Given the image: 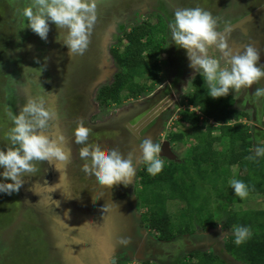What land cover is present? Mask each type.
<instances>
[{
  "label": "flooded vegetation",
  "instance_id": "flooded-vegetation-1",
  "mask_svg": "<svg viewBox=\"0 0 264 264\" xmlns=\"http://www.w3.org/2000/svg\"><path fill=\"white\" fill-rule=\"evenodd\" d=\"M160 2L162 3V12L165 14L167 10L171 14L172 20H174V12L179 9L200 7L209 11L213 17L218 18V30L222 31L225 24L230 25L231 31L225 35L233 54L243 52L244 45L253 44L254 47L260 50L259 64L264 66V13L258 14L260 16L248 21L253 14L255 15L264 8V0H156L153 4L161 5ZM29 3L30 0L17 1L21 10L19 15H16V25L10 34L6 49L3 52L0 51V74L8 80V83H6L9 87L7 91L10 92V87L12 88V95L9 99L13 104L10 106L12 108L6 107L8 102L3 105L7 110L10 109L14 114H18L29 97L44 94L47 98L45 106H50L58 112L59 119L53 123V126H57L58 122L62 123L64 133L71 139L69 147L72 151V158H70L72 162L68 166L70 179L66 191L72 199L74 210L94 218L92 224L94 227L98 226V230H94L93 233L96 232V235H99L102 241L101 247L96 242V244L90 243L84 246L83 249L80 248L82 251L89 252L90 256L87 258V262L90 263L94 260V254L95 259H98V264H118L119 256L131 257L142 264H172L171 261L182 254L181 251L173 249L172 240L175 238L168 239L166 236L162 238L164 234L146 225L145 217L148 216L150 210L147 208L148 213L142 215L136 212L140 202V193L137 196L135 188L131 192V184L128 186L120 184L107 188L102 187L94 175H90L94 179L91 184L87 185H82L74 179L76 173L79 172L76 168L77 164H80L79 149L83 146L75 145L76 147H74V130L78 120L83 119L85 126L89 127L93 134H100L101 131L106 132L103 141L102 139H93L90 141L91 144L97 142V145L102 149L118 150L124 158L131 156L136 174L133 179H138L140 173L147 166L145 164L140 165L142 162L140 159V156H142L140 151L141 142L144 139L151 138L153 142L159 143L157 133L161 129L158 122L163 123L162 117L165 116L168 119L173 113H171V105L170 108L162 105L149 107L152 105L149 103L146 105V107H149L147 108L149 111L145 115L135 109V111L129 113V116L123 118L118 115L115 118L114 114L111 115L112 117H106L105 121L98 120L100 114H95L92 120L90 117L96 110L95 101H97L98 90L107 75L104 72V65L115 62L112 47L107 45L108 36L115 33L114 30L118 27L119 21L123 19L121 14L127 10L133 11V7L138 5L137 0H97L98 21H96L91 36V44L83 56L73 57L69 56L66 47L56 42L59 30L54 23L49 22L50 31L47 42L41 40L28 28L21 30L22 26H26V21L22 18L21 12ZM126 5H130L132 8L125 9L123 6ZM114 6L117 8L122 6L119 9V15H108L110 9ZM163 13L160 15L164 16ZM0 38H3V36L1 35ZM2 48L0 39V49ZM173 50V54L167 63V68L173 71L170 75L172 76L173 86L165 89V92L168 91L169 95L175 94V87L185 84L186 77L192 69L189 66L190 61L186 50L177 46H173ZM214 50L217 58L221 59V66H226L223 63L222 54L215 47ZM25 67L33 69L43 67L44 71L39 78H36L35 72L24 73ZM201 76L202 73L199 71L192 81V88L196 79ZM39 84L45 93H52L53 95L42 93ZM256 88H264V77L249 89L230 90L227 99L231 101L230 107L236 111L238 117L245 118L246 123L242 120L238 123L250 124L256 135H264V96L254 97L253 94ZM3 93L4 89H1V94L3 95ZM182 108H185L184 113L189 110L186 106ZM193 110L196 109L193 108ZM105 111L110 114L113 109L108 108ZM4 112L6 113V111ZM166 113H168L167 116ZM7 121L4 125L1 124V128L6 126L5 130H8V126L13 127L9 117ZM151 122H156V124L150 126ZM7 143L10 146V142L7 141ZM162 146L161 144V148ZM172 148L179 156L178 161H180V154L176 151L175 144L172 145ZM3 150L6 151V146ZM168 161L172 160L168 159ZM73 165H75L76 173H74ZM37 168L39 170L34 176L25 178V183L18 193L0 194L16 210L15 213L12 212L13 218L7 221L6 228L0 231V252L4 250L6 245L7 250L11 251L18 244L16 242L18 240L22 244V240L25 239L21 240V237L26 236L25 242L30 240L27 228L31 227L35 231L32 230L30 234L33 236L38 235L37 238L33 239L32 251L35 255L30 262L31 264H69L66 260L63 261L62 257L65 256L56 245V239L58 238L56 228L49 229L47 220H51V215L48 219V214H42L34 206L28 205L26 194L30 195L33 201H37V197L33 198V193L31 194L32 189H35L40 182H47L50 179V177H46L48 162H38ZM3 170L0 167V172H3ZM0 182L11 183V181H4L2 176H0ZM137 184L142 188L140 179ZM133 185H136V183ZM113 204L115 207L112 206ZM3 207L7 208L8 206ZM104 207L105 211H103ZM52 209L55 210V206ZM186 236L191 239L190 235ZM122 238L127 239L129 242L120 244L119 241ZM194 238V244L198 247L209 244L208 240L203 241L199 237ZM11 242L12 245H10ZM213 242L212 240L211 243L214 244ZM76 248L72 249L73 252ZM4 252L0 254V264L7 258V262L11 263L13 260L11 257H7L8 254L5 257ZM87 252L82 255H87ZM37 255L41 257L36 258Z\"/></svg>",
  "mask_w": 264,
  "mask_h": 264
},
{
  "label": "clouds",
  "instance_id": "clouds-1",
  "mask_svg": "<svg viewBox=\"0 0 264 264\" xmlns=\"http://www.w3.org/2000/svg\"><path fill=\"white\" fill-rule=\"evenodd\" d=\"M21 16L26 21V26H22L21 30L28 28L45 42L50 31L49 22L54 23L59 30L56 42L68 49L69 56H83L91 44L97 21V0H30ZM168 28L175 45L186 50L189 66L196 73H202L213 99L226 97L230 90L249 89L264 77V66L259 64L260 50L253 44H248L244 45L243 52L233 54L225 35L231 31L230 25L225 24L222 31L218 30V18L213 17L209 11L200 7L179 9L174 12V20L169 23ZM213 47L222 54L226 66L222 67L221 59L209 54V49ZM23 71L35 72L36 78H39L44 68L25 67ZM39 86L41 92L45 93L40 84ZM253 96H264V88H256ZM46 104V95L38 94L29 97L18 114L7 110L13 127L5 134L10 146H6V151L0 150V167L4 169L0 176L11 183L0 182V193H18L25 178L34 176L39 170L38 162L69 161V155L60 146L64 143V135L51 137L43 134L59 119L58 112L50 106L46 107ZM91 131L85 126L83 119L78 120L74 140L77 145H83L79 149V156L85 161L82 171L94 175L102 187L131 184L135 176L131 156L124 158L118 150L110 151L88 143ZM140 151L141 160L147 165V172L153 176L159 174L164 167V158L160 155L161 144L147 138L141 142ZM255 152L256 156H264V145L257 146ZM178 158L177 156L175 161ZM230 183L236 196L244 199L249 195L248 185L244 182L234 179ZM105 210L104 207L103 211ZM233 233L237 246L252 235L251 229L243 226H234ZM128 242L124 238L119 241L120 244Z\"/></svg>",
  "mask_w": 264,
  "mask_h": 264
},
{
  "label": "trees",
  "instance_id": "trees-1",
  "mask_svg": "<svg viewBox=\"0 0 264 264\" xmlns=\"http://www.w3.org/2000/svg\"><path fill=\"white\" fill-rule=\"evenodd\" d=\"M153 35L154 32L148 24L136 26L125 35L126 49L114 55L121 71L111 86L100 90L98 99L102 105L110 108L113 105L121 106L129 97L138 98L144 93L145 88L139 81L147 79L154 83L158 80L159 67L154 60L158 57L162 44L146 41ZM149 89L151 90L152 86ZM187 99L190 107L198 109L207 119L222 124L220 136L214 135L215 127L208 124L204 127L200 126L196 114L190 111L184 113V121L190 124L192 129L186 137L192 136L196 141L192 155L180 161H167L163 170L155 176L147 172V166L140 173L143 188L139 194L140 207L145 206L150 210L145 217V223L164 234L162 238L166 236L171 239L179 226L173 222L172 214L167 211L170 202L185 203L188 206V211L185 210L187 215L189 212L211 214L212 209L205 206V200H210L211 203L225 200L226 202L221 205L226 212L221 220L222 226L228 230H232L234 226H243L250 228L252 232L251 238L239 246L234 243L235 237H231L230 243L226 245V252L243 264H264V208L230 210L229 205L233 201V196L237 197L239 204H242L245 198L236 196L233 188L226 185L227 178L231 177L230 167H239L238 180L249 188V195L246 198L260 196L264 201V156L251 153L253 142L246 125L242 123L234 127L227 125L238 120V114L230 107L231 101L227 96L213 99L209 95L203 77L196 79L193 91L189 93ZM192 137H189L190 140ZM173 139L177 141L176 143H185L184 141L187 140L186 138L184 140V133L174 135ZM222 141L226 144L224 152L215 148L216 144ZM220 180L223 181L225 188H229L227 192L218 189ZM210 214L209 223L216 224ZM180 227L182 228L180 234L193 232L189 226ZM191 258H199L197 264H205V262L230 264L208 253H194Z\"/></svg>",
  "mask_w": 264,
  "mask_h": 264
},
{
  "label": "rangeland",
  "instance_id": "rangeland-1",
  "mask_svg": "<svg viewBox=\"0 0 264 264\" xmlns=\"http://www.w3.org/2000/svg\"><path fill=\"white\" fill-rule=\"evenodd\" d=\"M18 0H0V36L2 35L3 38L1 39V47H3L2 49H0L1 52H3L6 48V46L8 45L7 42L10 39V34L12 33V30L14 29L15 25H16V15H19V11L21 10V7L18 6L17 4ZM156 0H137L138 5L134 6L133 11H129L127 10L125 13L121 14L123 15V19L122 21H119V25L118 27L114 30L115 33L111 34L108 36V46L112 47V54L116 55L118 53H122L124 52V50L127 47V41L125 39V35L127 33H130L134 27L142 25V24H148L150 25V29L154 32V35L147 38L146 41H153L155 43H161V51L158 54V57L154 60V62H156V64L158 65V80L155 81L154 83H152L149 80H143V81H139L140 79H138V81L141 83V85L145 88V91L143 94H141L138 98H134V97H129L128 99H126L123 103V105L119 106H111V108L113 109V111L109 114L107 113V110L109 107L102 105V103L99 101L98 99V95L99 92L102 88L104 87H108L111 86L115 80L117 75L120 73L121 69L119 68V66L117 65L116 61L114 62H110L107 63L106 65H104V72H106V78L104 80L102 84V86L99 88L98 90V95H97V101H95V106H96V110L94 111V113H92L91 120L92 117L94 119L95 114L103 117L98 118L99 121H105L106 117L111 116L114 114V117L116 118V115H118L119 117L121 116L123 117H127L129 116L130 112L135 111V109H137V111H140L142 114H146L149 110H147V108L149 107H153L155 105H162L165 107L170 108L171 105V113L172 115L167 119V117L163 116L162 120H164L163 123L158 122L159 127H160V131L159 133H157V137L159 138L158 141L159 143H161L162 145H164L166 142H168L171 146L173 144H175V148L176 151H178V153L180 154V159H185L188 158L192 155V150L194 147V144L196 143L195 138L192 136H187V133H191L192 129L190 128V124H186L184 121V110L185 108L182 107H188L189 110L186 111H190V113H194L199 117V125L204 127V125L208 124V126L211 127H215L214 130V135L216 136H220V128L222 127V125L217 124L214 120H209L207 119L205 116H203L198 109L193 110L192 107L189 106V102L187 99V96L189 93H192L193 89L192 88V81L194 80V78L196 77V75L198 74L199 71H197V73L195 72L194 69H191L190 73L188 74V76L186 77V82L185 84L181 85L180 87H175V94L173 95H169V92L166 91V88H169L171 86H173V80H172V75L171 73H173V71L170 68H167V63L169 61V58L172 56L173 54V46H176L175 43L173 42L172 38H171V33H170V29L168 28V25L170 22H172L173 20L171 19V14H169V12L166 10V13L164 14L162 12V3L160 4H153ZM209 1V0H208ZM152 3V4H151ZM161 6V7H160ZM122 6H119L118 8L114 6V8L110 9V12L108 13V15H119V9ZM125 7V9H131L132 6L130 5H126L123 6ZM154 10V12H153ZM165 10V9H164ZM116 13H115V12ZM142 13V15H141ZM164 14V16L160 15V14ZM125 15V16H124ZM98 21V20H97ZM0 52V53H1ZM148 57H151L149 55V53H146ZM209 54L214 56L215 58H217V54L216 51L213 48L209 49ZM115 60V59H114ZM202 78V76H201ZM8 80L5 79V77L3 75L0 74V110H1V116H0V150H3V148L5 146H8L7 144V139L5 138V134L8 132V130L11 128L8 126V130H5V127L1 128V124L4 125V123H7L8 121V117L6 115L7 113V109L6 107L9 106V108L11 105H13L11 102V100L9 99L10 96L12 95L11 93V87H10V92L7 91L8 84L6 85V83ZM6 85V86H5ZM152 86V89L150 90L149 87ZM1 89H4V93L3 95L1 94ZM13 98V97H12ZM15 100V98H13ZM6 107H4V103H6ZM170 102V103H169ZM149 103H151L152 105L149 107H146V105H148ZM173 104V105H172ZM185 105V106H184ZM141 108V109H140ZM6 111V113L4 112ZM186 113V112H185ZM168 113H166L167 116ZM112 117V116H111ZM161 118V117H160ZM61 120V119H60ZM59 120V121H60ZM242 120V122H245V118L244 117H240L238 120L229 122L227 125H231V126H235L238 121ZM111 122V121H110ZM250 122V120H249ZM246 123V122H245ZM155 125L156 122H151L150 126ZM246 127L251 135L252 138V142H253V147L251 148V153L253 155H256L255 149L257 148V146L259 145H264V135L263 134H258L256 135L255 132L252 130V126L249 124H246ZM184 133V140L185 138L187 140H185V143H176L177 141H175V139H173V136L176 134H182ZM104 134L106 136V132L105 131H101L100 134H93L92 132L90 133L89 136V140L88 143H90L91 140L95 139H104ZM189 137H192L191 140ZM70 138H69V144H68V150L70 152V154H72V151L69 147L70 145ZM94 140V141H95ZM224 141V140H223ZM218 142L216 144V149L217 151H225L226 147H225V143L224 142ZM173 143V144H172ZM91 144V143H90ZM97 145V142L93 143ZM75 145H77L74 142V147H76ZM83 147V146H82ZM179 157V156H178ZM72 158V155L71 157ZM163 158V157H161ZM141 159V156H140ZM168 159H164V163H167ZM72 160L70 159L69 163L67 164V177H66V185L67 188L69 187V176H68V166L71 165ZM85 163L84 160H82L80 158V164H77V170L79 171L78 173H76V168L75 165H73L74 167V173H76L74 179L76 182L84 185V184H91L93 182V177H90V175L85 174L82 171V167L83 164ZM144 165L143 162L140 163V165ZM146 165V164H145ZM73 170V168H72ZM230 171H231V177L227 178L226 181V185L227 187H230L232 189L231 186V181L232 180H238L239 179V174H240V168L236 167V166H232L230 167ZM136 177V174L135 176ZM224 179L226 177H223ZM140 177H138V179L134 178L132 179V183H131V192H133V188H135L136 191V195L138 196L139 193L142 192L143 188H141L140 186H138V181H139ZM134 183H136V185H133ZM225 185L223 184V181L220 180V184L218 189H221L225 192H227L229 190V188H225ZM108 188V187H107ZM130 190V189H128ZM125 191V190H124ZM68 193V192H67ZM3 195V193H0ZM70 197V196H68ZM70 199V202L68 203V207L69 209L74 212V213H80L81 215H83V217L87 216L86 214L76 211L74 210V204H72V199ZM6 198L5 197H1L0 196V231H3L6 227L7 221L10 218H13V213L16 212L14 207H11V205L9 204V201L6 202ZM223 202H226L225 200H219L216 201L215 203H211L210 200H205L204 204L207 207H210L211 210V214L210 213H203V212H197V213H191L189 212V214L186 215L185 210L188 209V206H186L185 203H180V202H170L167 205V211L168 213H171L173 216V222L179 226L175 232H174V236H172V240L173 242V249L175 251H181V255L179 257L176 256V258L174 260H172V264H197L199 261V258H191L192 255L194 253H208L211 254L212 256L217 257L219 260L230 263V264H243L240 263L236 260H234L235 258H232L230 256V254H228L226 252V245L228 243H230L231 241V237H235L234 233H233V229L232 230H228L226 228H224V226H222L221 224V220H223V216L226 214V212L223 210V208L221 207V205L223 204ZM3 206H8L7 208H4ZM148 207H140V202L138 205V209H137V213H139L140 215L142 214H146L148 213L147 211ZM264 208V201L263 198L258 196V197H249V198H245L244 202L242 204L238 203V199L237 197L233 196V201L230 203L229 205V209L233 210V211H238V210H250V209H262ZM188 211V210H187ZM13 212V213H12ZM113 214V213H112ZM183 214H185V216H183ZM209 214L213 216V219L216 221V224L214 223L213 225H211L209 223ZM85 215V216H84ZM8 218V219H7ZM47 218L50 219V216L47 215ZM49 223V229L50 228H56V233L59 235L60 239L65 238L63 240V242L66 241L69 242L70 246L74 249V247H77L76 245L74 246V232L73 234H71L70 231L64 230L62 229L59 225L54 226L53 221L52 220H47ZM80 223V222H79ZM5 224V225H3ZM86 224V223H84ZM8 225V224H7ZM147 225V224H146ZM94 226V225H93ZM180 226H189L191 227L193 230V232L190 234L189 232L186 233H182L180 234V230L182 229ZM98 226H95L94 228H92L93 230H98L97 229ZM33 230V228L28 227L27 228V234L28 237L30 238V240H26V236L25 237H21L22 239H25L24 241L22 240V244H20L18 241H16L18 244L15 245V248L11 249V251L7 250V245L4 247V250L0 252L3 253L4 251V256L6 257H11V259L13 260L11 263H8V258L6 260L2 261V264H28L30 263L33 259H34V255L35 253L32 251V247H33V239L37 238L38 235L35 234L34 236L30 234V232ZM35 231V230H33ZM74 231V229H73ZM23 233H25V231H23ZM94 237L97 236L96 232L95 234H92ZM186 235H190L191 239L189 237H187ZM194 237H199L201 240L206 241L208 240L209 244L212 242V240L214 241L211 245H205L203 247H198V245H195V238ZM198 239V238H196ZM211 240V242H210ZM94 242V241H93ZM102 242V241H101ZM171 243V244H172ZM62 241H57L56 245L58 247V249L61 247ZM94 244H96L94 242ZM10 245H12V242L10 243ZM98 246V245H97ZM214 246V247H213ZM105 248V246H104ZM62 251H64V245H62ZM83 249V248H82ZM81 254L82 250L79 249L78 250ZM85 251V250H84ZM87 252V251H86ZM62 253V252H61ZM64 255V252L62 253ZM65 256V255H64ZM90 256L89 252H87V258ZM112 256V255H111ZM41 257V256H40ZM39 255L36 256V258H40ZM184 257V259L182 260V258ZM118 258H120L118 264H142L134 259H132L131 257H126V256H119ZM179 258V259H178ZM63 261L66 260V262H68L69 264H74V261L70 262L67 259H65V257H62ZM1 263V262H0ZM31 264V263H30ZM117 264V263H116ZM205 264H209L208 262H205ZM212 264H219L216 262H212Z\"/></svg>",
  "mask_w": 264,
  "mask_h": 264
},
{
  "label": "water",
  "instance_id": "water-1",
  "mask_svg": "<svg viewBox=\"0 0 264 264\" xmlns=\"http://www.w3.org/2000/svg\"><path fill=\"white\" fill-rule=\"evenodd\" d=\"M261 13H264V8L258 11V13H256L255 15L253 14V16L248 21H251L255 17L260 16L258 14ZM51 128L52 129H50V131L43 134L51 137H55L57 134L61 133H63V135L65 134L64 126L60 122H58L57 126H52ZM64 137V143L60 146L69 155V157H71V154L67 148L69 144V138L66 136V134L64 135ZM160 155L172 161H175L177 158V155L173 152L172 147L168 142L163 145ZM69 161L67 163H60L52 160L48 163V171L46 177H50V179L47 182H40L35 189H32L33 192H31V194L33 193V198L37 197V201H33V199L30 198L31 196L26 194L28 196V205L34 206L36 210L40 211L42 214L46 213L48 215H51V220L53 221L54 226L59 225L62 229L70 231L71 234H73L74 232V246H77L74 252L72 250L73 248L69 245L70 243L67 242V239L65 242H63L65 238L60 239L59 235L56 239V242L62 241L59 250L62 253L64 252L65 259L70 262L74 261V264H98V259H95L94 254V260L88 263L86 257L87 255L83 256L84 254H86V251H82L81 254L78 251L80 248H83L90 243L97 242L100 246H102V243L99 235L95 237L92 235L94 232V230L92 229L94 228L92 224L94 218L85 215V217H83V215L78 212H72L68 207L70 197H68L69 195L66 191V177L67 164L69 163ZM53 206H55V210L52 209ZM112 206L115 207L114 204ZM62 245H64L65 251H62ZM113 262L115 263V261Z\"/></svg>",
  "mask_w": 264,
  "mask_h": 264
},
{
  "label": "crops",
  "instance_id": "crops-1",
  "mask_svg": "<svg viewBox=\"0 0 264 264\" xmlns=\"http://www.w3.org/2000/svg\"><path fill=\"white\" fill-rule=\"evenodd\" d=\"M101 247V246H100Z\"/></svg>",
  "mask_w": 264,
  "mask_h": 264
}]
</instances>
